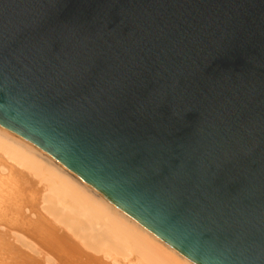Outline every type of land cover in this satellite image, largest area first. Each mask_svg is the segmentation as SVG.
Returning <instances> with one entry per match:
<instances>
[{
  "label": "water",
  "instance_id": "1",
  "mask_svg": "<svg viewBox=\"0 0 264 264\" xmlns=\"http://www.w3.org/2000/svg\"><path fill=\"white\" fill-rule=\"evenodd\" d=\"M0 127L193 264H264V0H0Z\"/></svg>",
  "mask_w": 264,
  "mask_h": 264
},
{
  "label": "bare ground",
  "instance_id": "2",
  "mask_svg": "<svg viewBox=\"0 0 264 264\" xmlns=\"http://www.w3.org/2000/svg\"><path fill=\"white\" fill-rule=\"evenodd\" d=\"M21 170L37 178L41 185L39 208L35 213L33 209L22 211L25 208L22 203L34 201L36 193H28L30 187L19 183L21 177L24 183L31 181ZM1 220L17 228L26 227L46 248L62 258L57 261L42 246L13 233L46 264H108L103 259L111 264H193L63 164L2 127ZM23 255L18 257V264H39L25 253Z\"/></svg>",
  "mask_w": 264,
  "mask_h": 264
},
{
  "label": "rangeland",
  "instance_id": "3",
  "mask_svg": "<svg viewBox=\"0 0 264 264\" xmlns=\"http://www.w3.org/2000/svg\"><path fill=\"white\" fill-rule=\"evenodd\" d=\"M22 172H24L25 175H28L25 171ZM16 176H18V172ZM29 177L31 178V181L27 180L28 184L23 182V180L21 179L22 177L19 178V183L23 185L25 184L24 185L25 188L30 187L29 189L30 192L28 193H36V194L34 197V201L22 203L25 206V208L23 207L24 209L22 211L24 212L25 209L27 210L33 209L32 211L35 213V210L39 208L38 201L41 196H40V190L38 191V189L41 188V185L38 183L37 178H34L32 176ZM24 214L28 215L27 213ZM29 219L36 220L37 218H29ZM3 222L4 220L0 221V264H18L20 262V258L18 257L21 256L24 257L23 253L32 257L33 260L38 261L39 264H46L42 257L37 256L32 250L28 249L27 247H25V245H23L25 244L23 243L25 242L24 240H20L18 236L13 235V233L23 235L24 239H26L27 241H31L32 243H34V245L37 244L42 246L44 248V251H46L50 257L56 258L57 261H61L62 258H59L58 256L55 255V253L51 252L48 248H46L40 241L37 240L35 236H33L30 233V231H28L26 227L17 228L12 223H9V221H6L4 223ZM18 252L20 253L17 254ZM97 256L102 258L101 255H97ZM82 259H85V257H82ZM103 261H105L108 264H111L106 259H103ZM59 263L60 262H56V264Z\"/></svg>",
  "mask_w": 264,
  "mask_h": 264
}]
</instances>
